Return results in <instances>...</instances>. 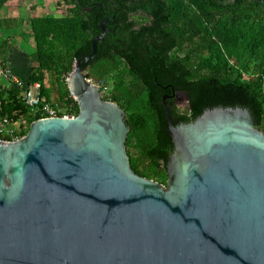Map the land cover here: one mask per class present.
I'll list each match as a JSON object with an SVG mask.
<instances>
[{"label": "water", "instance_id": "obj_1", "mask_svg": "<svg viewBox=\"0 0 264 264\" xmlns=\"http://www.w3.org/2000/svg\"><path fill=\"white\" fill-rule=\"evenodd\" d=\"M107 21L66 79L78 114L0 143V264H264V132L241 107L174 125L164 96L166 185L135 174L125 113L84 70Z\"/></svg>", "mask_w": 264, "mask_h": 264}, {"label": "trees", "instance_id": "obj_2", "mask_svg": "<svg viewBox=\"0 0 264 264\" xmlns=\"http://www.w3.org/2000/svg\"><path fill=\"white\" fill-rule=\"evenodd\" d=\"M192 1L196 7L192 23L179 21L175 30L179 40L168 34L171 45L178 42L192 46L184 57L170 58L155 52L156 46L167 40L166 31H158L159 35L151 32L145 39L143 29L137 31L133 24H127L130 40L125 36L116 39L117 48L110 51L105 44L112 43L113 36L105 35L98 42L97 56L86 74L103 88H107V81L111 83L103 99L116 103L125 113L129 127L126 153L133 172L164 186L173 153L162 103V88L168 84L186 94L190 108L169 110L174 125L192 123L207 109L241 107L249 110L255 126L264 132V10L229 9L225 20L226 9L219 0ZM60 2L69 6L66 16L30 21L34 51L29 81L40 83V93L47 102L51 103V95L55 94L53 104L76 116L79 107L66 79L73 63L91 53L92 40L101 32V21L111 15L110 0H57ZM131 3L127 14L143 7L142 0ZM122 8H118V14ZM169 11L172 15V8ZM152 15L159 16L155 10ZM189 28L194 34L184 40L183 30L188 32ZM47 73L51 75L49 82ZM3 116L13 122L26 118L29 125L40 119L14 87H0V117Z\"/></svg>", "mask_w": 264, "mask_h": 264}, {"label": "flooded vegetation", "instance_id": "obj_3", "mask_svg": "<svg viewBox=\"0 0 264 264\" xmlns=\"http://www.w3.org/2000/svg\"><path fill=\"white\" fill-rule=\"evenodd\" d=\"M131 1L132 0H121V1L110 0L109 7H110L111 15L110 16L107 15L108 21L106 22V33H105V35L112 34L113 36L112 38L113 42L105 44V46H107L110 51H114L117 48L118 43H114L116 39H121V38L125 39L126 37L128 40H130L125 26L127 24H133L134 26L132 28H134V30L139 31L143 29L145 39H148V35L149 33L151 35V32H153L154 35H159L160 31L162 30L166 31L167 34L165 35V38H167V40L164 42L162 41V43H160L154 49L155 52H159V55L166 53V55L170 58L171 57L182 58L188 52H191L192 46L186 47V44L182 43L180 45L178 42H176L174 45H171V40L173 38H176L174 40H179L178 37L179 34L175 31L178 30L179 21L183 23H192L193 21L192 19H194V12L196 9L194 2L192 0H142L143 7H141L139 11L130 12L127 14L126 13L127 9H129L130 5L132 4ZM151 1H153L154 4H151ZM219 1L226 9L224 13L225 20L228 19L229 9L237 8L239 9V11L244 9L264 10V0H219ZM123 2H125L124 8H122ZM118 4L119 7L122 8L119 14H118L119 7L117 8ZM169 8H172L171 14L173 16L170 15ZM153 10H155L156 14L159 15L158 17H154L152 15ZM125 13L127 14V16L123 15ZM187 31L188 32H186V30H183L182 37L184 40L186 39V37H192L194 34L193 28H189ZM168 34L172 35V39L168 37ZM163 39L164 37L162 38V40ZM97 53H98V49H97ZM92 61L84 67L86 74L89 71ZM162 90L165 91L162 94V103H163V97L165 96V103L169 110L176 112L179 110L184 111L185 109H187L189 111L190 108H188V106L186 105L188 103L186 94L176 91L173 88V86L170 84L163 87Z\"/></svg>", "mask_w": 264, "mask_h": 264}, {"label": "crops", "instance_id": "obj_4", "mask_svg": "<svg viewBox=\"0 0 264 264\" xmlns=\"http://www.w3.org/2000/svg\"><path fill=\"white\" fill-rule=\"evenodd\" d=\"M68 8L57 0L0 1V64L29 80L34 51L30 21L44 16L64 17Z\"/></svg>", "mask_w": 264, "mask_h": 264}, {"label": "built area", "instance_id": "obj_5", "mask_svg": "<svg viewBox=\"0 0 264 264\" xmlns=\"http://www.w3.org/2000/svg\"><path fill=\"white\" fill-rule=\"evenodd\" d=\"M96 85L100 88L103 95L106 88L99 84ZM0 87L2 89L10 87L19 89L24 104L31 110L33 115H38L40 119L74 117L67 110L47 102L40 93V84L38 82H30L20 78L3 64H0ZM24 136V129L20 128L16 122H13L8 116L0 117V143H15Z\"/></svg>", "mask_w": 264, "mask_h": 264}, {"label": "rangeland", "instance_id": "obj_6", "mask_svg": "<svg viewBox=\"0 0 264 264\" xmlns=\"http://www.w3.org/2000/svg\"><path fill=\"white\" fill-rule=\"evenodd\" d=\"M36 1H39V0H36ZM41 1V0H40ZM61 1H63V0H61ZM65 5V4H64ZM65 6H67V5H65ZM64 11V10H63ZM67 12H68V10H66ZM66 12V13H67ZM73 65H74V63H73ZM51 79V75L50 74H48L47 73V75H46V81L47 82H49V80ZM93 83H95V81L93 80V79H90ZM109 80V79H108ZM2 82L3 83H5V81L4 80H2ZM96 84V83H95ZM107 88L104 90V92H103V95L104 94H106L107 92H108V90H110L111 89V83L109 82V81H107V86H106ZM52 89H53V87H52ZM55 95V94H54ZM54 95H51V99H50V101H51V103H53V102H55V100H56V97L54 96ZM54 100V101H53ZM62 109H64V108H62ZM17 124H18V126H20V128H22V129H24V131H26V132H28V129H29V121H28V119H26V118H23V119H21V120H19V121H17L16 122ZM26 134V133H25ZM153 181H155V180H153ZM155 182H157V181H155ZM158 183V182H157Z\"/></svg>", "mask_w": 264, "mask_h": 264}]
</instances>
